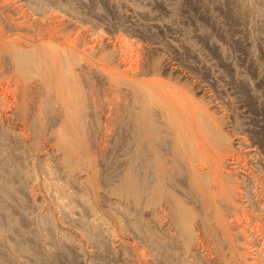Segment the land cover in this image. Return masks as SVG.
<instances>
[{
	"label": "rangeland",
	"instance_id": "1",
	"mask_svg": "<svg viewBox=\"0 0 264 264\" xmlns=\"http://www.w3.org/2000/svg\"><path fill=\"white\" fill-rule=\"evenodd\" d=\"M10 4L15 11L3 9ZM83 40L96 48L86 52L92 69L116 67L105 56L123 47L137 64L135 80L167 103L186 96L190 107L206 108L229 141L222 163L239 171L251 198L222 209L232 244L217 218L196 220L190 167L172 146L164 155V202L179 201L167 213L187 208L190 224L184 231L174 213L151 216L146 203L115 192L135 142L123 114L113 116L108 142L79 150L82 163L93 159L96 175L87 176L89 168L70 166L63 156L60 122H51L48 105L27 127L10 115L16 82L1 65L0 255L7 264H39L35 256L40 264H264V0H0V51L2 42L63 48ZM99 87L100 98H121ZM16 167L19 176L10 172Z\"/></svg>",
	"mask_w": 264,
	"mask_h": 264
},
{
	"label": "bare ground",
	"instance_id": "2",
	"mask_svg": "<svg viewBox=\"0 0 264 264\" xmlns=\"http://www.w3.org/2000/svg\"><path fill=\"white\" fill-rule=\"evenodd\" d=\"M38 6L40 7L39 4ZM3 9L15 11L16 7L10 4L4 5ZM79 43L77 45L81 46L82 42ZM82 44L84 46L85 41ZM87 44L79 50L76 45L66 47L65 44L66 46L62 48L51 42L40 45L29 42L12 43L9 46L2 42L0 66L5 67L6 71L14 72L16 82V93L11 98L12 105L8 101V105L12 106L10 115L19 117L23 127H27L28 124H36L42 106L48 105L47 114L52 117L51 122L57 120L60 122L59 142L63 156L70 166L73 164L75 167L81 165L89 168L87 176L94 177L95 170L91 169L93 159L89 158L82 163L79 150L94 140H97L98 145L108 142L111 120L114 115L122 113L135 142L127 151L128 166L125 162L124 167H127L120 174L122 179L117 184L115 192L132 196L136 204L146 203L147 207L152 209L151 211L148 209L151 216L156 218L163 216L164 219L170 213L167 211L174 207L173 203L176 207L180 203L175 201L176 203L173 202L170 206L169 201L164 202L167 197L169 198L165 187L170 180V176L168 177L170 166L168 167L165 162V159L169 160L167 159L169 156L164 158V155L168 152V149L167 151L165 149L173 146L172 154L178 152L179 156L176 154L175 156L179 157L181 162L187 161L190 167L191 180L195 188L196 220L199 223L204 222L205 215L207 219L209 216L217 218V226L228 234L229 238L226 235L225 238L233 244L234 239L230 234L232 226L229 228L224 220L222 209L227 207L226 211H230L238 202L242 203V196L251 198V195L246 187H241L239 171H236L231 163H228L231 167L222 163L219 154L229 141L223 136L218 120L202 106L190 107L186 103V96L183 102L176 100L173 105L174 101L167 103L160 94H155L152 86L135 80L133 77L138 73L132 72L136 63L124 53L123 47L118 51L112 47L111 53L105 56L106 60H115L117 68L92 69L87 62L86 52L96 48L88 47ZM100 84L109 93L118 94L121 98L117 101L100 98L95 92ZM85 150L87 151V148ZM10 172L14 176L21 174L17 167ZM10 172L7 170V174ZM219 194L222 195L220 201L217 200ZM186 211L177 208L175 213L174 210L172 212L173 220L183 230L190 224L187 222L189 219L186 220L189 217ZM186 236L190 241L194 240L191 233ZM18 243L24 252L30 254V249L20 239ZM152 243L156 247L160 245L156 240ZM203 245L199 243L201 248ZM247 248L246 246L242 249L247 251ZM245 257L249 261V255L246 254ZM34 258L37 263H41L40 257ZM0 264H7L1 255Z\"/></svg>",
	"mask_w": 264,
	"mask_h": 264
}]
</instances>
